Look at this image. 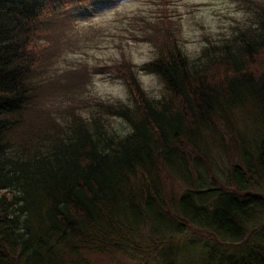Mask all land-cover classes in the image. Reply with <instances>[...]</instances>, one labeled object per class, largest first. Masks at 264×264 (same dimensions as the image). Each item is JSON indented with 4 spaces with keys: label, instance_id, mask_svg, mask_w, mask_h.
I'll list each match as a JSON object with an SVG mask.
<instances>
[{
    "label": "trees",
    "instance_id": "trees-1",
    "mask_svg": "<svg viewBox=\"0 0 264 264\" xmlns=\"http://www.w3.org/2000/svg\"><path fill=\"white\" fill-rule=\"evenodd\" d=\"M80 1L0 0V264H88L84 252L125 264H264V10L234 51L197 67L173 33L152 37L158 55L141 69L160 80L158 101L127 60L98 66L132 98L96 100L126 123L113 133L79 114L34 117L48 85L61 84L47 77L66 7ZM250 119L245 143L238 122ZM206 140L228 153L224 178Z\"/></svg>",
    "mask_w": 264,
    "mask_h": 264
},
{
    "label": "rangeland",
    "instance_id": "rangeland-1",
    "mask_svg": "<svg viewBox=\"0 0 264 264\" xmlns=\"http://www.w3.org/2000/svg\"><path fill=\"white\" fill-rule=\"evenodd\" d=\"M66 9V19L62 20L66 25L59 38L61 44L54 49L57 55L47 77L52 76L61 84L48 85L49 90L40 96L39 110L34 117L43 121L40 115L58 124L62 119H70L71 114H79L86 121L90 117L98 118L113 133H125L126 123L118 117L101 115L95 102L131 107L129 90L121 79L98 71V66H112L127 60L139 89L149 101H158L163 95L160 80L141 69L158 55L150 42L152 37L165 38L173 33L189 64L197 67L209 54L223 50L225 45L234 51L239 44L238 36L256 28L257 12L264 10V0H81L78 6ZM43 40V36L40 37V43ZM245 115V111L238 113L239 117ZM238 123L241 126L239 138L247 143L256 125L251 119ZM211 143L206 140V149L218 164L216 175L224 178L229 166L228 153L225 149L226 152L223 149L220 152ZM167 185L173 197L182 192L178 182L170 177H167ZM82 254L88 264L126 263L124 259L115 258L117 256Z\"/></svg>",
    "mask_w": 264,
    "mask_h": 264
}]
</instances>
